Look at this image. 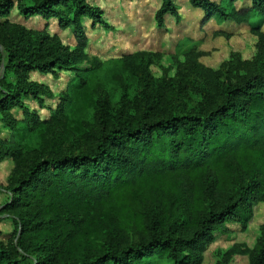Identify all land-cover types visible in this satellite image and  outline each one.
<instances>
[{
	"label": "trees",
	"instance_id": "trees-1",
	"mask_svg": "<svg viewBox=\"0 0 264 264\" xmlns=\"http://www.w3.org/2000/svg\"><path fill=\"white\" fill-rule=\"evenodd\" d=\"M161 1L155 18L163 27L166 15H179L174 0ZM251 1L232 12L212 0L190 3L207 18L243 23L253 12L264 15V0ZM14 6V0H0V18ZM17 9L26 19L57 18L62 29H73L78 44L70 49L56 35L0 23V111L24 110L22 120L8 119L15 136L0 139V160L15 162L8 186L13 198L5 210L20 227L18 246L16 236L10 247L0 244V264H16V256L34 257L31 264H140L154 254L171 264H202L214 232L228 222L246 224L253 205L264 201V71L232 81L190 60L198 74L191 87L198 100L190 105L182 102L189 89L181 83L168 99L152 94L145 70L140 104L132 109L124 92L111 118L107 100L98 99V129L78 150L61 151L53 122L76 105L64 96L49 119L29 112L23 97L47 94L30 73L79 72L88 42L82 20L103 24V12L87 0H18ZM30 143L39 144V158L22 160ZM111 223L135 227L141 240L91 249L88 243ZM249 253L251 264H264V230ZM229 257L218 264H229Z\"/></svg>",
	"mask_w": 264,
	"mask_h": 264
},
{
	"label": "rangeland",
	"instance_id": "rangeland-1",
	"mask_svg": "<svg viewBox=\"0 0 264 264\" xmlns=\"http://www.w3.org/2000/svg\"><path fill=\"white\" fill-rule=\"evenodd\" d=\"M24 1L28 4L33 2ZM212 1L227 12L248 8L252 4L251 0ZM14 2V8L7 17L0 18V23L9 21L50 36L56 35L70 49L77 46L71 27L62 29L57 18L34 16L26 19L17 9L18 0ZM87 2L102 10L104 23H94L89 18L82 20L88 42L83 50L84 56L78 63L80 71L32 72L30 80L45 85L47 94L42 95L41 100L23 97L25 108L41 120L49 119L51 113L60 109L64 96L76 105L75 109L69 107L57 116L61 121L53 122L52 133L61 143V151L78 150V146L88 141L87 133L98 129L97 105H94L98 99L107 100L111 118L115 116L124 92L132 109L140 104L141 80L145 70L150 75L152 94L165 93V99H168L173 87L181 83L189 89L181 94L182 102L190 105L198 100L191 89L198 81V74L188 63L190 60L195 59L206 67L221 71L223 78L232 81L261 69L264 71V15L258 12L252 13L249 22L238 23L230 17L207 18L201 9L191 5L190 0H174L179 16L166 15L165 25L160 27L155 16L161 0ZM128 56H134L133 62L123 65L122 61ZM2 72L3 63L0 74ZM10 117L22 120L24 110L0 111V139L9 140L12 135L15 136L14 122H8ZM38 146L35 143L27 145L22 160L39 158L34 151ZM24 166L25 161H22V168ZM14 168L12 158L0 160V244L3 247H10L15 236L14 243L18 246L20 234L15 214L5 210L13 198L8 186L14 176ZM263 230L264 201H261L253 205L246 224L228 222L214 232L213 241L203 253L202 264H218L227 255L230 256L229 264H251L249 251L256 246ZM141 237V231L135 227L124 229L117 223H111L105 226L100 238L88 245L93 250L97 246L123 248L139 242ZM18 250L22 252L20 248ZM33 259L16 256V264H31ZM147 261L140 264H171L165 257L156 254Z\"/></svg>",
	"mask_w": 264,
	"mask_h": 264
}]
</instances>
